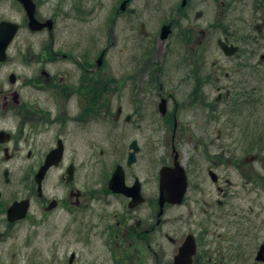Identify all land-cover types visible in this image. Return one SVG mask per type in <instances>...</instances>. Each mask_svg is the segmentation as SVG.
<instances>
[{
	"label": "flooded vegetation",
	"instance_id": "flooded-vegetation-1",
	"mask_svg": "<svg viewBox=\"0 0 264 264\" xmlns=\"http://www.w3.org/2000/svg\"><path fill=\"white\" fill-rule=\"evenodd\" d=\"M131 1L123 0L115 10L109 29L110 44L101 49L98 57L88 35H77L72 44L60 42L59 21L41 18L36 3L38 20L41 23L51 21L52 26L38 32L29 28L34 34H42L45 40L42 50L36 55L29 52V60L37 65L38 70L33 76L27 77L24 88L32 87L38 93L41 91L45 98L23 97L21 88H14L8 91L0 103L2 113L18 119L13 128L0 129L9 137L6 143H0L5 159L14 160L18 153L27 149L28 162L22 169L21 181L26 195L20 199L14 198L12 203L29 202L26 218L31 216L34 208L40 210L43 218H53L59 211H64L73 217V223L76 224L79 214H87V226L73 229L77 241L88 249L87 262L84 260L86 264H264V230L254 226L233 230L229 227L220 228L219 222H213V219H222L229 212L204 209L201 201L191 196L195 193L204 195L209 191L206 187L211 186L213 191L227 197L232 182L218 175L220 167L209 161L211 157H207L210 162L207 169L209 178L193 179L191 169L183 166L176 150L175 140L184 138L190 131L188 125L180 124L178 114L182 106L179 105L177 93L185 95L183 102L186 106L208 103L205 95L211 80L205 73L211 29L202 30L191 24L188 29L179 31L180 24L191 22L185 15L188 0L185 4L183 0L177 19L159 26L157 42L139 44L129 55L122 48L119 56L122 74L118 81L111 76L108 57L117 42L119 17L139 15L136 9L129 7ZM201 16L202 13L198 12L194 21ZM137 25L140 34L148 37L150 31L147 25ZM166 26L170 28L168 36L164 38L162 33ZM228 33L225 29L215 41L219 52L226 59L234 56L223 52L222 44L228 48H238L236 56L242 47L241 40L233 39V34ZM118 40L127 42L123 37H118ZM159 47L161 51L158 58L157 51L153 50ZM143 48L145 51L142 55L140 50ZM260 60L264 62V55ZM226 75L229 77L228 73ZM17 81L16 76V82L11 84L16 86ZM130 85L134 87L133 91L139 90L141 94L135 96L133 114H126L121 97L126 86ZM144 89L150 93H142ZM218 90L219 96L208 105H221L223 101L231 100V90H227L225 95L221 93L222 88ZM118 92L120 105L113 112V98ZM145 109L149 111L144 112ZM215 117L212 115L209 119L217 121ZM96 119L104 122L111 119L114 123L125 125L139 122V136L137 139L125 135V138L132 139L125 157L112 165L108 174L105 173L101 190L89 188L87 191L80 189L77 182L79 170L84 164L78 160L79 154L86 150L85 166L91 169L90 176H93L95 144H98L94 142L92 124ZM146 121L155 122L158 126H147L150 129L146 127L144 130L141 124ZM160 125L167 129L173 127L169 131H160ZM132 134L135 136L136 131ZM167 134L172 139L170 143L173 149L168 160L159 164L158 159L154 158L153 148L147 152L150 156L146 162L145 159L141 160L145 151L141 139L149 140L159 135L166 137ZM109 138L106 135L108 142ZM115 145L113 148L116 151L121 149L118 143L115 142ZM211 149L206 148L204 152L211 155ZM100 150L102 156L110 153L104 148ZM133 153L134 159L130 163L129 158ZM218 154L219 151L212 153L214 156ZM101 155L98 159L100 162L103 161ZM33 158L37 160L32 162ZM176 162L186 173V193L181 203L166 202L161 205L162 171L170 169L169 174L178 177L182 171L176 170ZM43 167H46L45 171ZM118 168L123 177L120 192L110 187ZM235 169L239 170L238 167ZM11 174L8 168L0 170V183L11 186ZM169 182V191L178 195L182 183L180 177L171 178ZM217 203L220 208L228 206L226 200H218ZM1 205L0 208H4ZM10 206L5 211L7 215ZM99 208H103L102 212ZM17 222L10 226L13 227ZM82 261L81 255L77 253H73L68 260L69 264H81Z\"/></svg>",
	"mask_w": 264,
	"mask_h": 264
},
{
	"label": "rangeland",
	"instance_id": "rangeland-1",
	"mask_svg": "<svg viewBox=\"0 0 264 264\" xmlns=\"http://www.w3.org/2000/svg\"><path fill=\"white\" fill-rule=\"evenodd\" d=\"M34 2L39 6L38 14L41 18H55L59 21L60 42L72 44L73 38L77 35H88L95 56L98 57L101 49L107 48L110 44L111 20L123 0H34ZM181 2L183 0L131 1L129 7L136 9L139 15L137 17L122 15L118 19L117 42L108 57L112 78L120 81L122 65L119 56L122 48L129 55L139 44L149 45V42H157L159 26L177 19ZM198 12H201L202 16L195 22ZM185 13L191 22L180 24L179 31L188 29L191 24L201 27L202 30L211 29L205 73L210 76L211 81L208 82L205 101L211 103L217 98L219 88H222L223 95L227 90H231L232 94L231 100L223 101L221 105L210 106L206 103L190 107L183 102L185 95L176 92L179 96L176 97L180 99L179 105L183 107V112L181 107L178 114L180 124L188 125L190 128L184 138L175 140L181 163L191 169L193 179H206L209 178L207 174L209 161H212L220 167L218 175L223 179H229L233 184L228 187L227 197L213 191L211 186L206 187L209 191L204 195L195 193L191 196L195 197V200H200L204 209L218 213L221 210L229 212L222 219H213V222H219L220 228L229 227L233 230L242 226H254L264 230V62L260 60L264 55V0H188ZM136 18L140 20H135ZM1 21L15 22L21 26V30L8 50V60L0 64V103L8 91L14 88H21L23 97L45 98L41 91L38 93L32 87L24 88L27 77L33 76L38 70L37 65L29 60L31 57L29 52L36 55L42 50V43L45 40L43 35L29 31L27 14L16 0H0V23ZM140 23L146 24L149 28V39L140 34V27L136 26ZM225 29L229 31L228 34H233V39L241 40L242 44L240 53L237 56L235 53L230 59L221 55L215 42ZM118 37L119 39L123 37L127 42L119 41ZM156 49L153 51H157L156 55L159 58L160 47ZM144 51L145 48L140 50L142 55ZM216 62L217 65L214 64ZM11 74L18 77L16 86L10 83ZM126 87L122 93L121 103L125 105L126 114H133L136 108L135 96L141 93L139 90L133 91L134 87L131 85ZM142 91L150 93L149 90ZM119 97L118 92L113 98L111 107L113 112L120 105ZM146 110L149 111L145 109L144 112ZM212 115L216 116L217 121L209 119ZM16 120L18 121L17 118L2 113L0 104V129L13 128ZM92 125L94 142L98 144H95L94 151V175L90 176L91 169L85 166L86 150L84 155L79 154L78 160L84 164L82 163L79 170L77 182L80 189L87 191L89 188L101 190L105 173L108 174L112 165L125 157L128 144L132 141L128 137L125 138V135L137 139L139 136L137 128L139 122L125 125L114 123L111 119L105 122L96 119ZM141 125L144 130L147 126L154 128L158 126L150 121ZM172 127L167 129L160 125L159 130L169 131ZM135 131L136 134L133 136L132 133ZM121 132L124 134L121 135ZM106 135L111 137L110 142ZM171 141L168 134L166 137L159 135L149 140L141 139L142 148H145L141 160L145 159L146 162L150 156L147 152L153 148L154 158L158 159L159 164L165 163L173 152ZM115 142L121 147L118 151L113 148L116 146ZM21 147L23 149L24 146ZM209 147L212 148V153L219 151L221 155L214 156L212 153L209 155L208 152H204V149ZM102 148L110 153L102 156L100 154ZM26 150L25 148L18 153L14 160L7 161L3 155L4 151L0 149V170L8 168L13 175L11 186L0 183L2 193L0 204L4 207L0 208V264H69L68 260L73 253L81 255L83 260L81 264H86L88 249L85 244L77 241L73 229L87 226V214H79L77 218L79 222L76 224L73 223V217L64 211H59L53 218H43L40 210L34 208L29 218L17 222L13 227L10 226L5 212L7 207L14 198L20 199L26 195L21 183L24 172L22 169L28 162ZM100 155L103 158L102 162L98 161ZM207 157L211 159L208 161ZM36 160L37 158H33L32 162ZM218 200H226L228 206L220 208ZM102 209L99 211L102 212Z\"/></svg>",
	"mask_w": 264,
	"mask_h": 264
},
{
	"label": "water",
	"instance_id": "water-1",
	"mask_svg": "<svg viewBox=\"0 0 264 264\" xmlns=\"http://www.w3.org/2000/svg\"><path fill=\"white\" fill-rule=\"evenodd\" d=\"M18 1L24 8L27 18H28V28L34 32L41 31V29L49 26H52V22L48 21L47 23H41L37 18V5L34 2V0H16ZM186 3V0H184V4ZM124 7V6H123ZM170 26H166L163 30V37L166 38L169 33ZM20 30V25L14 22L10 21H1L0 23V64L4 63L8 59V50L10 45L13 43L12 41L15 40L16 36L18 35ZM223 52L228 56L234 55L238 48H228L227 45L222 44ZM16 82V76L14 74L10 75V83ZM9 140L8 134H6L5 131L0 130V142L6 143ZM130 163L134 159V153L130 156ZM48 167V166H47ZM176 170L178 172L182 171V173L178 176L182 180V183L180 184L181 190L179 194L172 193L169 191V188L171 186L169 180L178 178L177 176H171L169 174L168 169H164L161 174V205H164V203H181V200L183 196L186 193V187H187V177L186 173H184V169L178 162L175 163ZM46 170V167H43V171ZM41 174V173H40ZM39 174V175H40ZM43 175V173H42ZM123 184V177L120 173V169L114 173L113 178L111 179L110 187L112 190L116 192H120L121 186ZM1 195V193H0ZM1 199V196H0ZM29 202L27 200L15 202L8 210V221L11 223H14L16 221L25 219L28 214L29 210Z\"/></svg>",
	"mask_w": 264,
	"mask_h": 264
}]
</instances>
